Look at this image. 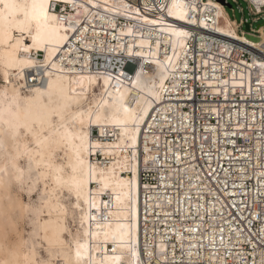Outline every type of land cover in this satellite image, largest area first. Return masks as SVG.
<instances>
[{
  "label": "built area",
  "instance_id": "obj_1",
  "mask_svg": "<svg viewBox=\"0 0 264 264\" xmlns=\"http://www.w3.org/2000/svg\"><path fill=\"white\" fill-rule=\"evenodd\" d=\"M124 1L125 13L78 12L67 3L52 9L61 23L73 27L58 60L75 72L128 80L132 74L126 66L137 70L140 52L155 51L163 59L174 56L160 99L143 128L142 264H261L264 51L214 29L215 12L205 11L207 0H186L191 7L188 19L204 21L209 28L181 23L189 34L175 51L168 33L140 23L144 17L176 22L165 3ZM223 1L226 10L230 4ZM247 1L252 22L232 20L240 36L249 32L260 39L263 28L253 24L264 20V0ZM244 26H249L248 32ZM142 41L147 47H141ZM41 73L29 72L27 85L42 83ZM117 134L116 128L104 126L91 136L106 143L115 141ZM91 159L100 166L113 161L102 152H92Z\"/></svg>",
  "mask_w": 264,
  "mask_h": 264
},
{
  "label": "bare ground",
  "instance_id": "obj_2",
  "mask_svg": "<svg viewBox=\"0 0 264 264\" xmlns=\"http://www.w3.org/2000/svg\"><path fill=\"white\" fill-rule=\"evenodd\" d=\"M57 3L74 4L78 12L125 13L128 7L124 0L0 2V230L3 205H14L22 220L32 223L35 215L36 221L35 234L25 237L19 232L11 251L7 247L0 251V261L40 264L50 253L52 264H142L143 128L160 99L174 56L163 59L155 51L140 52L137 70L132 64L126 66L132 74L128 80L75 72L58 60L73 27L59 21L52 9ZM157 3H165L176 22L144 17L140 23L168 33L175 51L183 47L189 34L181 23L209 28L204 21L188 19L191 7L186 0ZM204 3L206 12H215L214 29L264 51V32L256 41L246 34L240 36L223 2ZM221 12L232 32L219 29ZM135 17L142 16L136 13ZM140 45L147 47L144 41ZM39 69L42 83L27 85L28 73ZM53 109L57 116L51 115ZM50 119L57 121L55 129ZM104 126L117 129L115 141L93 140L94 129ZM66 131L71 134L67 139L63 138ZM92 152H102L113 161L100 166L92 161ZM30 190L37 195L38 213L19 196Z\"/></svg>",
  "mask_w": 264,
  "mask_h": 264
},
{
  "label": "snow or ice",
  "instance_id": "obj_3",
  "mask_svg": "<svg viewBox=\"0 0 264 264\" xmlns=\"http://www.w3.org/2000/svg\"><path fill=\"white\" fill-rule=\"evenodd\" d=\"M0 2H3V0H0ZM6 7L9 8H16L18 5L16 4H5ZM52 116H57L58 113L56 112L55 109L52 110L51 113ZM62 119V116L59 117ZM50 126L55 129L57 127V121L55 119H50L49 120ZM60 127H64V125H60ZM30 131V129H28ZM71 134L68 133L67 131L63 134V138L67 139ZM31 140H29V143ZM147 161H145L146 163ZM30 170V169H29ZM209 176L212 174L209 173ZM17 179H20L19 177ZM0 186H2V181H0ZM46 187V186H45ZM38 195H40L38 193ZM29 200V205L34 207L36 209V212L38 213L39 208H38V201L37 197L32 196L31 190L28 192L27 197ZM0 199H3L0 197ZM3 216H4V226L3 229L0 230V239L4 241L3 245H0V251H3L5 247L9 251H11L12 246L16 243L18 239V233L23 229L26 230L28 235H34V225L36 223L35 221V215L32 216V223L27 222V220H22L18 209L14 205H3ZM264 239V237H262ZM51 254H47L44 259L40 262V264H52L51 259L48 258ZM0 264H4L3 261H0ZM261 264H264V261L261 262Z\"/></svg>",
  "mask_w": 264,
  "mask_h": 264
},
{
  "label": "rangeland",
  "instance_id": "obj_4",
  "mask_svg": "<svg viewBox=\"0 0 264 264\" xmlns=\"http://www.w3.org/2000/svg\"><path fill=\"white\" fill-rule=\"evenodd\" d=\"M229 1V4L230 6H226V12L228 13L229 17L231 19H235L236 21L240 22L242 19H249L250 23L252 22V18H251V15H250V11H249V6H248V1L247 0H238L237 3H235L233 0H228ZM240 8L243 9V13L240 11ZM264 24V20H260L258 21L257 23H254L253 24V27L256 29L258 26H261ZM218 27L220 30H224V31H227V32H232V28L230 26V24L228 23L227 19L224 17L223 13L221 12L220 14V18H219V21H218ZM244 30L246 32H248L247 30V27L244 26ZM249 35V36H248ZM247 37L250 38L251 40H258L257 37H253L249 34H247ZM43 55V54H42ZM41 55V57H42ZM0 85L2 84V78H1V74H0ZM27 193L25 192H20L19 193V196L22 198V200L26 203L29 202V200L26 198ZM34 197H37L36 194L32 195ZM24 220H27L29 222V220L26 218ZM23 231H25L23 233ZM21 234H23L25 237H28V233L26 230H21L20 231Z\"/></svg>",
  "mask_w": 264,
  "mask_h": 264
},
{
  "label": "crops",
  "instance_id": "obj_5",
  "mask_svg": "<svg viewBox=\"0 0 264 264\" xmlns=\"http://www.w3.org/2000/svg\"><path fill=\"white\" fill-rule=\"evenodd\" d=\"M259 28H263V31H264V24L261 26H258L256 29H259Z\"/></svg>",
  "mask_w": 264,
  "mask_h": 264
},
{
  "label": "water",
  "instance_id": "obj_6",
  "mask_svg": "<svg viewBox=\"0 0 264 264\" xmlns=\"http://www.w3.org/2000/svg\"><path fill=\"white\" fill-rule=\"evenodd\" d=\"M219 1H221V2H224L223 0H219ZM228 6H230V5H228ZM247 27V30L249 31V26H246Z\"/></svg>",
  "mask_w": 264,
  "mask_h": 264
}]
</instances>
